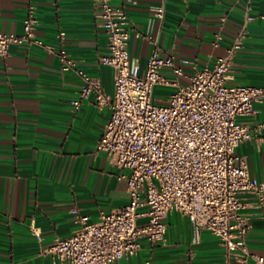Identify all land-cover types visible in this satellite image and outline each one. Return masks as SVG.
Masks as SVG:
<instances>
[{"label": "crops", "instance_id": "crops-1", "mask_svg": "<svg viewBox=\"0 0 264 264\" xmlns=\"http://www.w3.org/2000/svg\"><path fill=\"white\" fill-rule=\"evenodd\" d=\"M112 3L128 14V51L141 72L156 40L165 55L175 57L183 72L177 80L186 84L243 34L229 82L264 86V0ZM29 6L38 19L37 38L66 48L80 69L113 94L114 69L100 61L109 53L108 36L93 0H0V31L21 35ZM161 7L164 18L153 12ZM81 86L75 72L63 71L59 57L38 45L13 43L0 58V264H54L49 248L78 228V213L97 220L101 211L129 202L123 178L128 170L97 150L110 109L97 106L92 97L76 108ZM175 90L156 86L154 95L166 101ZM254 107L253 116L238 119L251 126L264 122V99ZM236 154L256 180L264 181V140L245 141ZM242 198L250 215L248 249L264 257V206L254 195ZM165 221L163 241H143L136 255L110 264H243L207 230L193 243L186 216L172 211Z\"/></svg>", "mask_w": 264, "mask_h": 264}, {"label": "built area", "instance_id": "built-area-1", "mask_svg": "<svg viewBox=\"0 0 264 264\" xmlns=\"http://www.w3.org/2000/svg\"><path fill=\"white\" fill-rule=\"evenodd\" d=\"M93 2L108 36L109 53L100 61L114 69L113 94L80 69L66 48L37 38L34 6L28 8L21 35L0 31V58L8 55L13 43L38 45L59 57L63 71L81 78L79 99L73 102L76 108L92 97L97 106L110 109L97 150L114 166L128 170L123 178L129 202L101 211L97 220L78 213V228L49 248L54 264H110L130 258L143 241L154 244L165 239V219L172 211L189 219L193 243L207 230L241 263L252 259L264 264L263 256L248 249L250 215L242 198L254 195L257 205L264 206V181L256 180L246 160L236 154L241 143L264 140V122L251 126L238 119L256 113L254 104L264 99V86L229 82L243 34L212 66L196 70L188 83L181 84L177 80L183 74L181 66L160 50L156 40L141 72L128 51L126 10L112 0ZM153 12L164 18V8ZM156 86L176 90L161 103L154 95Z\"/></svg>", "mask_w": 264, "mask_h": 264}, {"label": "rangeland", "instance_id": "rangeland-1", "mask_svg": "<svg viewBox=\"0 0 264 264\" xmlns=\"http://www.w3.org/2000/svg\"><path fill=\"white\" fill-rule=\"evenodd\" d=\"M155 98L156 99H162V96H160V95H155ZM161 103H163L164 101H162V100H159Z\"/></svg>", "mask_w": 264, "mask_h": 264}]
</instances>
